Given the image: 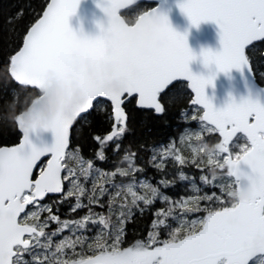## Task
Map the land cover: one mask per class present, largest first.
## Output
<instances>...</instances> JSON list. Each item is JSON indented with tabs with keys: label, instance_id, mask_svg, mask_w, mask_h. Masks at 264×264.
Returning <instances> with one entry per match:
<instances>
[{
	"label": "snow or ice",
	"instance_id": "6c2138e0",
	"mask_svg": "<svg viewBox=\"0 0 264 264\" xmlns=\"http://www.w3.org/2000/svg\"><path fill=\"white\" fill-rule=\"evenodd\" d=\"M80 2L50 0L42 14L36 13L25 27L22 44L4 69L9 87L25 88L34 110L28 124L22 110L16 115L22 141L0 147V264H257L264 259V87L255 82L246 49L250 45L254 49V42H264V0H179L178 7L193 25L211 20L219 26L222 51H203L204 65H215L225 73L238 69L256 86L255 93L250 90L247 97L230 100L221 109L205 93L216 74L205 77L190 71L195 55L186 35L173 30L158 8L129 26L118 15L125 6L123 0H99L97 7L106 14L107 26L101 25V34L89 38L77 35L68 23ZM24 15V9H18L9 23L21 21ZM88 62L93 65L91 73ZM181 79L189 81L195 93L191 103L201 106L202 115L192 119L200 124L194 135L203 147L192 148L197 158L190 162L175 150L169 154L178 180L191 183L194 191L173 199L162 189L175 187L176 180L161 179L155 186L146 176L142 180L144 168L136 164L137 154L124 150L125 167L114 164L106 170L102 165L109 162L108 147L114 156L124 149L133 112L150 109L156 115L165 114L166 103L174 99ZM53 80L63 81L70 96L77 89L79 97L41 119L35 102L46 95ZM113 80L119 82L118 88L110 87ZM7 94L18 95L15 90ZM97 109L111 113L112 131L92 136L97 150L87 167H68L70 129L86 125ZM38 129L54 134L50 147L37 148L32 143L30 134ZM203 133L216 134L219 139L209 147L206 138L201 139ZM49 154L46 169L34 177L37 161ZM205 156L212 177L202 174L199 183L219 187L218 194H200L197 177L184 171L186 166L199 168ZM150 160L158 171H164L162 164L167 166V160L155 154ZM217 172L222 179H217ZM244 191L246 197L233 195ZM49 194L60 198L42 203ZM116 197L122 202L113 223ZM73 198L70 213L88 211L76 219L62 220L59 207ZM157 200L167 207L154 212L147 239L125 247L126 225L134 219L133 210L143 215ZM30 205L33 211H27ZM94 207L107 208L108 215L94 212ZM196 212L205 214L186 219ZM43 213L47 215L41 219ZM170 220H178L177 227L172 228ZM93 229L95 235H87ZM161 231L167 232V239L159 238Z\"/></svg>",
	"mask_w": 264,
	"mask_h": 264
},
{
	"label": "trees",
	"instance_id": "16d2710c",
	"mask_svg": "<svg viewBox=\"0 0 264 264\" xmlns=\"http://www.w3.org/2000/svg\"><path fill=\"white\" fill-rule=\"evenodd\" d=\"M47 1L48 0H0V146L13 145L18 142L20 133L15 122L16 115L18 114V111L25 110L32 101V98L26 95L27 90L25 88L19 85H12L11 88L9 87V82L4 79V69L10 55H12L20 47L25 27L33 21L36 13L42 12ZM147 7L148 5L145 3H139L132 6L122 12L123 18L127 23H132L138 14ZM21 8L24 9L25 12L24 18L19 22L13 21L12 23H9V19L15 16L17 10ZM246 52L250 54L255 80L259 84H263L264 76H262L261 73H264V42H256L255 48L253 49V47L250 46L249 49H246ZM180 83L182 84L181 87L178 90H174V99L166 103L167 111L165 114L156 115L152 110L147 109H139L133 112L130 120L131 132L125 136L123 140L124 149H122L119 155L114 156L112 148L108 147L106 155L109 162L102 165L103 169L111 170L114 164L119 165L120 167L126 166L127 162L123 161V155L124 150H128L138 155L136 164L138 166H143V177L146 176L150 178L151 183L153 181L157 183L163 179L160 178L162 174L160 175L157 172L158 170L151 165L150 157L153 155V149L156 148V146L169 142L174 143L175 145L178 133L181 129L186 127L187 124L192 126H194L195 123L199 124L198 119L193 120L188 117L189 112H191L192 107L194 106L191 105V94L188 90L187 84L184 82ZM11 90H15L18 95H8L7 93ZM131 108L132 105H128V109ZM196 110V116L199 117L200 111L197 108ZM110 115V112L104 114L100 109H97L96 116L88 121L86 125L76 127L75 131L71 130L68 150L76 156V160L79 161L81 165L79 168H74L73 165H69V163L72 162V158H66L68 167L79 170L92 158L93 153L97 150V142L92 139V136H104L109 132L112 125V120L109 118ZM205 138L208 145L211 144V146L218 140V136L216 134L204 133L202 139ZM188 161L190 162L191 160ZM208 167L207 157L205 156L203 162L199 165V168L186 166L184 171L190 174V176L197 177L198 180V176L201 174L199 169H205L204 174L206 175L208 173ZM117 183H120L119 178L117 179ZM177 186L178 181L176 180L175 187L164 188L162 191L173 198L178 194L179 189L176 188ZM87 187H91L90 182L87 184ZM66 188L67 185H65V189ZM205 188L208 189L209 187ZM59 198V196L46 197L42 203L49 204L53 201L59 200ZM73 202L74 198L60 205L57 214L62 220H73L87 213V208L81 209L76 213H70L69 208ZM105 202L107 203V198ZM115 202H119L121 204L122 201L116 197L114 199V204ZM84 203H87V201L85 200ZM154 206L155 211L157 209L167 207L157 200L149 210L143 213V215L136 212L135 209L133 210L134 219L126 225L124 246L130 245L136 240L147 239L148 233L152 230ZM29 208L33 209L32 206ZM114 209L115 208L113 207L112 222L113 218L117 217L119 213V211L116 212ZM93 211L103 212L105 215H108L107 208L101 209L99 207H94ZM203 214V212H196L189 214V216ZM46 215L47 213H43L41 215V219H43ZM168 223L171 224L172 228L176 227L171 220L168 221ZM55 227L56 225L53 224L52 228ZM94 232L95 229L88 232L87 235L92 236ZM68 234L69 233L65 231L64 235L67 236ZM159 238H167V232L161 231ZM57 239H59V237H57Z\"/></svg>",
	"mask_w": 264,
	"mask_h": 264
},
{
	"label": "water",
	"instance_id": "95a60500",
	"mask_svg": "<svg viewBox=\"0 0 264 264\" xmlns=\"http://www.w3.org/2000/svg\"><path fill=\"white\" fill-rule=\"evenodd\" d=\"M48 2H50V0H48L47 3ZM123 2L125 3V6L118 10V15L122 20H124L125 23L127 22L122 16L123 11L140 2H147L153 4L151 8L140 13L134 22L127 23L129 24V26H132L145 12L158 8L161 13L167 15L169 23L173 30L180 33L181 35H186L188 47L192 50L193 54L195 55V59L189 63L190 71L195 75H202L205 77L209 76L212 73L216 74L213 83L207 86L205 89V93L211 100L214 107L218 109L224 108L227 106L230 100L234 99L235 101L239 102L241 98H245L248 96L250 90L253 93L256 92L255 84L248 79L245 73H242L240 70L233 68L230 69L227 73H225L218 72L215 65H204L203 58L201 55L203 51L210 50L212 52H220L222 51L223 47L220 39L219 26L214 21H201L198 26L193 25L187 15L183 13L178 7L179 0H123ZM98 3L99 0H81L75 14L69 17V26L74 32H76L77 35L95 38L101 34L100 26H107V16L102 11L101 7H97ZM46 4L44 8L46 7ZM86 67L89 73L94 70L91 62H88ZM181 81L187 82V84H189V81L185 79H181ZM256 84L259 87H264V85H259L257 82ZM57 86L62 89V94L55 97V111H57L62 104H67L70 99H73L74 92L78 91L77 89H73L70 96L68 88L63 81L53 80L46 95L42 97L39 101L35 102V108L38 110V112L40 106L49 97L54 95ZM189 90L192 93V100L195 99V93L190 88ZM261 100L264 101V95H261ZM29 105L24 111H22L24 117L29 113L33 115L34 109ZM15 122L17 125V129L21 134L19 141L14 145H1L0 147L16 146L22 141V131L19 129L16 119ZM111 131L112 129L109 131V133ZM30 139L37 148H43L45 146L50 147L54 143V134L50 129H38L36 132L30 134ZM50 159L51 155L49 154L44 157H41L40 160L37 161V164L34 167V177H38L40 171L42 169H46L48 161ZM43 161L44 165L38 171V167ZM49 196L56 195L49 194Z\"/></svg>",
	"mask_w": 264,
	"mask_h": 264
},
{
	"label": "rangeland",
	"instance_id": "374dc122",
	"mask_svg": "<svg viewBox=\"0 0 264 264\" xmlns=\"http://www.w3.org/2000/svg\"><path fill=\"white\" fill-rule=\"evenodd\" d=\"M194 107H192L191 112H189V116L188 117L190 119H192L193 115H197L196 108L197 109H199V108L198 107L194 108ZM199 116H200V114H199ZM197 131H200V124L195 123L194 126H192L190 124H187L186 127H184L183 129H181L179 131L178 138H177V140L175 142V145H174V143L169 142V143H166V144H161L159 146H156V148L153 149V154H155V155H157L159 157H163L165 160H167V166L166 167L162 164V167H164V171H157L160 175L162 174L160 176V178L168 179L169 181L175 179V180L178 181V186L176 187V188L179 189L178 190V194L176 196H174L173 199H179L181 197L191 196V195L194 194V191H193V189L191 187V183H189V182H180L178 180V174L176 172V169L171 164V160L168 159L169 154L173 150H175L177 155H180V156L184 157L185 159L192 160V159L196 158V156L192 152V148L193 147H197V148L198 147H203V145L200 143V140L197 139V137L194 135V133L197 132ZM203 134H202V136H203ZM202 136H201V139H202ZM218 139H219V137H218ZM240 142H242V141H240V140L236 141V143H240ZM209 147H211V144L209 145ZM233 150L235 151L237 149L234 148ZM66 158L67 159L68 158H70V159L72 158L71 159L72 162H70L69 165H73L74 168H79V166L81 165L80 162L76 160V156H74V154L70 153L69 150H67V152H66L65 160H66ZM85 162H87V161H85ZM116 166L120 167L119 165H116ZM83 167H87V164L85 166H83ZM121 167H123V166H121ZM202 174H204V173H201L200 175H202ZM206 175H208L209 178L211 179V177H212V173L211 172L208 171V173ZM199 176H198V178H199ZM141 179L143 180L144 177L141 176ZM217 179H222V177L220 176L219 172H217ZM146 182H148V181H146ZM152 184L155 186L157 183H155V181H153ZM197 186L202 189V192L200 194L211 193V192H216L218 194L220 192V188L219 187H216V188L209 187L208 189L205 188L204 185L199 183V180H197ZM65 190H67V188ZM117 198L121 201V198H119V197H117ZM119 205H120L119 202H115L114 211H116V212L119 211ZM27 211H33V209L32 208H28ZM154 212H155V206H154ZM200 216H202V215H192V216L186 217V219L194 220V219H197ZM115 221H116V217L113 218V223H115ZM171 221L177 227L179 221L178 220H171ZM94 235H95V232L93 233L92 236H94ZM165 239H167V238H165ZM257 255L259 256V254H257ZM257 264H264V259L258 260Z\"/></svg>",
	"mask_w": 264,
	"mask_h": 264
},
{
	"label": "clouds",
	"instance_id": "9594fccd",
	"mask_svg": "<svg viewBox=\"0 0 264 264\" xmlns=\"http://www.w3.org/2000/svg\"><path fill=\"white\" fill-rule=\"evenodd\" d=\"M110 87L118 88L119 87V82L116 81V80H113L110 83ZM60 94H62V89H60L59 86H57L54 95L51 96V97H49L40 106V109H39L38 114H39V116H40L41 119L47 118V117L51 116L55 112L56 105L54 103V100H55V97L58 96V95H60ZM78 97H79V91L74 92L73 99H72L73 100V103H75L77 101ZM24 119H25L26 124L31 123V121H32V114L29 113V114L25 115ZM247 194L248 193L246 191L233 193L234 196H238V197H246Z\"/></svg>",
	"mask_w": 264,
	"mask_h": 264
}]
</instances>
